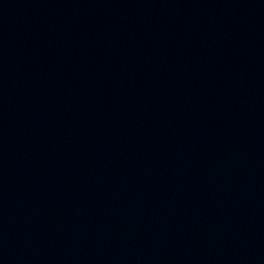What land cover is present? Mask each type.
Segmentation results:
<instances>
[{
	"label": "water",
	"instance_id": "water-1",
	"mask_svg": "<svg viewBox=\"0 0 264 264\" xmlns=\"http://www.w3.org/2000/svg\"><path fill=\"white\" fill-rule=\"evenodd\" d=\"M0 264H264V0H0Z\"/></svg>",
	"mask_w": 264,
	"mask_h": 264
}]
</instances>
